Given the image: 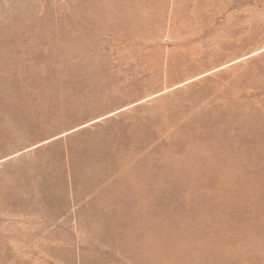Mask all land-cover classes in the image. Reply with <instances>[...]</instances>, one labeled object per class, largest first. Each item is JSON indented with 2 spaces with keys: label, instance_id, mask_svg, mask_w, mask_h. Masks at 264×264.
<instances>
[{
  "label": "rangeland",
  "instance_id": "1",
  "mask_svg": "<svg viewBox=\"0 0 264 264\" xmlns=\"http://www.w3.org/2000/svg\"><path fill=\"white\" fill-rule=\"evenodd\" d=\"M0 264H264V0H0Z\"/></svg>",
  "mask_w": 264,
  "mask_h": 264
}]
</instances>
